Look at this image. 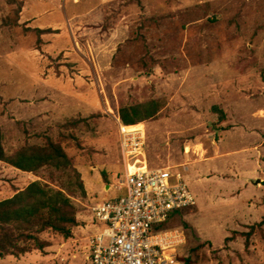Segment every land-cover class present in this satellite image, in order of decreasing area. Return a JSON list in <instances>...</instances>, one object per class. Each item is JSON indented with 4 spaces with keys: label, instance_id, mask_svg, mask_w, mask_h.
<instances>
[{
    "label": "rangeland",
    "instance_id": "obj_1",
    "mask_svg": "<svg viewBox=\"0 0 264 264\" xmlns=\"http://www.w3.org/2000/svg\"><path fill=\"white\" fill-rule=\"evenodd\" d=\"M152 100L150 164L182 173L197 200L174 223L188 233L181 263L264 264V0H0L6 150L51 139L72 159L37 174L0 161V201L42 181L71 196L80 222L0 264H91L93 208L121 194L114 114Z\"/></svg>",
    "mask_w": 264,
    "mask_h": 264
},
{
    "label": "built area",
    "instance_id": "obj_2",
    "mask_svg": "<svg viewBox=\"0 0 264 264\" xmlns=\"http://www.w3.org/2000/svg\"><path fill=\"white\" fill-rule=\"evenodd\" d=\"M124 173L113 185L121 194L93 208L101 232L86 238L91 264H178L187 244L180 226L162 227L174 212L195 207L196 197L174 167H153L143 123L127 125L119 115Z\"/></svg>",
    "mask_w": 264,
    "mask_h": 264
},
{
    "label": "trees",
    "instance_id": "obj_3",
    "mask_svg": "<svg viewBox=\"0 0 264 264\" xmlns=\"http://www.w3.org/2000/svg\"><path fill=\"white\" fill-rule=\"evenodd\" d=\"M160 108V103L152 100L135 106H122L118 115L123 123L133 125L154 118ZM0 161L34 174L45 167L68 168L72 165V159L63 146L51 139H47L43 145H26L9 154L1 125ZM78 187L82 194H86L81 180L78 181ZM182 211L174 212L162 227L183 228L181 224H174L184 217ZM77 214L76 204L63 190L54 189L42 181L30 183L13 197L0 201V259L9 255L25 254L33 249L44 251L50 244L42 235L48 231L61 234L65 238L73 237L74 229L80 225ZM186 234L188 243L187 231ZM181 251L176 257L178 264L189 260L182 257Z\"/></svg>",
    "mask_w": 264,
    "mask_h": 264
},
{
    "label": "crops",
    "instance_id": "obj_4",
    "mask_svg": "<svg viewBox=\"0 0 264 264\" xmlns=\"http://www.w3.org/2000/svg\"><path fill=\"white\" fill-rule=\"evenodd\" d=\"M79 77V76H78ZM79 78H84V77H82V76H80ZM72 81H71V89H75L76 90V88H75V86L77 85H79V86H81L83 83L79 80V79H71ZM84 80V79H83ZM56 80H50L49 81V83H48V88L50 89L51 88V92L53 93V90H55V88H56V90L57 91H59L60 89H58V85H59V83H57V82H55ZM63 92H65L64 90H62ZM70 91H72V90H70ZM74 91V90H73ZM66 93V92H65ZM67 94V93H66ZM87 95L85 94V95H83V97H80L79 98V96L78 97H76V98H79V100L80 99H84V102H81V101H78V102H81V103H86L85 102V99L87 100ZM60 108V107H59ZM93 108H95V107H93ZM95 109H99V108H97V106H96V108ZM10 166V165H9ZM26 173H29V172H26Z\"/></svg>",
    "mask_w": 264,
    "mask_h": 264
},
{
    "label": "water",
    "instance_id": "obj_5",
    "mask_svg": "<svg viewBox=\"0 0 264 264\" xmlns=\"http://www.w3.org/2000/svg\"><path fill=\"white\" fill-rule=\"evenodd\" d=\"M250 181H252V183H254L255 185H259L262 181H261V179H257V180H255V181H253L252 179L250 180ZM109 187V186H108Z\"/></svg>",
    "mask_w": 264,
    "mask_h": 264
}]
</instances>
